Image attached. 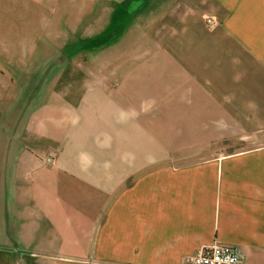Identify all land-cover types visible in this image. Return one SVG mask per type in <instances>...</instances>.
Returning <instances> with one entry per match:
<instances>
[{"label": "crops", "instance_id": "1", "mask_svg": "<svg viewBox=\"0 0 264 264\" xmlns=\"http://www.w3.org/2000/svg\"><path fill=\"white\" fill-rule=\"evenodd\" d=\"M73 1L0 0V264H188L215 242L264 264V0H147L117 38L126 59L97 55L87 71L97 86L75 93L56 85L66 64L47 70L64 57L58 31L64 45L100 38L112 4L131 0H80L70 15ZM72 29L83 36L69 42ZM41 69L43 103L10 128L13 101ZM164 107L225 127L195 141L258 144L177 165L154 160L145 138L122 152L121 133L144 137L137 126Z\"/></svg>", "mask_w": 264, "mask_h": 264}, {"label": "rangeland", "instance_id": "2", "mask_svg": "<svg viewBox=\"0 0 264 264\" xmlns=\"http://www.w3.org/2000/svg\"><path fill=\"white\" fill-rule=\"evenodd\" d=\"M112 7L115 10V14L110 13L108 15L107 20L104 21L106 32L100 38L78 40L77 42H79L80 45H64V42H66L65 38L67 37L68 30H62L60 32L58 31V33H61L60 36H58V41L60 43L62 42V45L57 46L56 53H58L59 55L62 54L64 55V57L61 60L59 58L60 56H58V62L56 63L55 61L51 63V65L47 69L50 72H52L53 69H55V71H59L60 68L66 64L67 74L64 76V78L57 79V86L64 84H68L65 85L67 87L73 86L72 90L74 93L76 90L77 92H79V88H86L88 86L91 91L93 87L95 88L97 86V83L95 82V79L92 78V74L89 77L87 76V71H89L90 74V72L93 70L97 55L117 51L120 56V60L127 56L126 51L121 48V40H117V38L119 37V35H125V33H127V29L130 28L132 25V18L147 10V0H131L127 3H120L118 1L117 3L112 4ZM91 8H93V6ZM81 9V1L74 0L72 2V10L70 11V15H77ZM97 16L98 13L96 7L92 15L93 23L96 22ZM70 32L71 35H69L68 37L69 42L75 40L74 36L76 33V35H78L77 38L83 36L82 33H79L80 31H77L75 29L70 30ZM106 43H112V45L107 46V49L106 47H104ZM102 50L106 51L102 52ZM68 57L70 58V61H68ZM110 63L111 64L107 65V68L114 67V62ZM121 63L123 64L124 61ZM125 64L126 65L122 66L123 68H125L128 63ZM47 70H36L31 75L26 77L25 85H23V88L21 89L22 91L18 93V100L16 99L12 103V108L9 113L10 128H12L11 124L16 120V118L18 124L23 117V122H26L33 110L43 103V98H45L44 94L48 83L47 81L49 78L47 76ZM119 84L120 83L115 80L113 86H118ZM105 89L106 88H104V91H106ZM105 94L108 95V97L111 99V102L106 103L109 106H106L105 110V115L109 116L111 112L118 111L112 108L114 103V97L112 96V94L106 92ZM113 94L116 93L113 92ZM123 100V102H127V99L125 97L123 98ZM64 101L68 104V94L66 95V99ZM95 106L90 107V109H88V116H90V118H93L94 113L98 112L96 110L97 107ZM184 111L186 114L183 116H181L180 114L182 110L177 107L159 108L154 111L155 113L152 111H148L146 113V116L148 118L145 121V123L147 122V124L143 126H137V128L142 130V133H144V129L146 130L144 137L141 133L134 134L130 131H124L123 133H121L122 152L124 150H130L134 148L136 144L137 148L141 149V144H143L145 138V140H151V146H153L154 160H169V162H174V164L177 165L182 164L183 162H187V160L204 162L210 160V158H212L211 156H214V154L236 153L242 151L244 148H248L249 146H256L258 144L255 142H240L239 140L230 141L229 139L224 138L218 139L215 134L211 136L212 139L210 141H195L196 138H198L199 136L204 135L205 133L208 134L211 129L213 132H215L214 128H216V133H218V130L223 131L225 127H209L207 125L201 126L199 120H196L194 117H187L189 116L188 112H193L192 110ZM16 126L14 128H16ZM234 128H237L236 130L238 132V136L235 137H239L240 127ZM217 136L219 135L217 134ZM192 147H195L197 148V150L200 151L201 156L199 158L181 159L174 157L176 152L181 150L193 149ZM49 160L51 161L49 162ZM46 161L49 164L52 163L51 158L47 157Z\"/></svg>", "mask_w": 264, "mask_h": 264}, {"label": "built area", "instance_id": "3", "mask_svg": "<svg viewBox=\"0 0 264 264\" xmlns=\"http://www.w3.org/2000/svg\"><path fill=\"white\" fill-rule=\"evenodd\" d=\"M208 23L213 24L211 20ZM188 264H245V258L238 247L215 242L203 246L189 258Z\"/></svg>", "mask_w": 264, "mask_h": 264}]
</instances>
